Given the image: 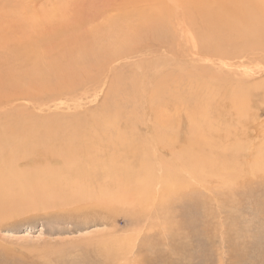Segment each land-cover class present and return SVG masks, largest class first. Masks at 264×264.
<instances>
[{
	"label": "rangeland",
	"instance_id": "rangeland-1",
	"mask_svg": "<svg viewBox=\"0 0 264 264\" xmlns=\"http://www.w3.org/2000/svg\"><path fill=\"white\" fill-rule=\"evenodd\" d=\"M36 1H39L41 8L49 10L61 5V10L67 12L69 7L76 8L78 0H44L49 2H45L47 6L43 0ZM244 1L248 2L246 10L233 13L236 23L230 28L219 32L221 28L211 29L201 24L200 21L206 18L218 19L229 8ZM19 2L0 0V36L4 33L7 35L8 30L19 32L25 29L21 25L24 23L23 18L20 19V12L16 9ZM216 2L211 9L204 11L205 14H194V25L191 27L188 24L186 29L183 20L180 22L176 18L182 14H174L177 10L171 1L172 23L168 21L166 25L169 28L163 31L157 32L155 26L139 27L151 18L152 15L147 13L141 19L134 16L122 19V15L116 21L117 25L109 23V26H115L114 29H108L110 27L103 19L100 21L107 27L102 26L101 22L99 24L98 20L95 25L103 27V31L97 30L96 35L106 33L105 40L97 41L101 45L104 42L106 44L99 46L96 41L95 49L99 51L101 48L107 53L99 51L101 57L97 56L98 62L96 58L94 61L90 59L92 63H89V67L86 63L81 70L77 80L91 78V83L86 87L81 86L82 89L77 92H58L55 102L48 101L47 106L59 104L58 109L46 106L42 112L39 111L43 99L40 94L38 98V94L35 95V99L30 92L36 83L21 78L19 73L22 69L16 64V54L0 47V117H8L0 120V129L15 126L24 132L22 135L13 132L12 137L5 135L0 138V142H6L3 146L9 158L22 160L32 156V149L23 143L31 139L37 141L42 133L60 137L63 130L59 126H39V123L58 115V118L72 120L70 123L79 118L77 124L64 126L79 129L87 139V135L91 134L90 128H79L91 126L85 120L86 113L91 111V114H97L92 123L95 128L99 114L102 115L103 110L108 108V116H116L117 122L119 117L122 118L115 127L123 129V137L140 146L139 162L151 166L145 167L146 172L144 168L134 167V173L143 178L140 185L134 184L139 181L135 176L122 179H126L124 183L128 185L116 188L117 181L114 179L111 180V190L114 189V194L117 192L121 198L122 188H126L122 197H128L129 201L134 197L138 199L139 190L149 194L157 191L158 194L147 195L149 198L145 196V200L142 199L148 204L151 197L159 196L156 203L162 205L157 209L156 206L142 204L144 207L141 210H133L126 205L127 202H113L116 199H112L110 192L111 208L98 207L100 212L85 211L78 214L72 207L52 206L45 202V205L40 204L31 210L12 211L9 216L6 215L8 213L2 214L0 264H264V151L260 150H264V125H260L264 121V77L258 81L264 74V64L258 63L264 61L250 49L264 37V28L258 29L249 24L260 15L257 3L251 4L249 0ZM40 4L37 5L38 9H41ZM253 5L257 9L252 8ZM125 25L128 28H124ZM122 42L123 45H120ZM236 47L239 50L238 58L217 57L219 52L216 50L229 54ZM87 52L83 56L87 54L88 57L90 54L89 57L93 58V52ZM109 70L114 71L109 73ZM95 71L100 72L96 74ZM253 82L261 86L251 84ZM163 86L170 87L169 94H163L166 91ZM75 96H79V99ZM76 105L80 106L79 109ZM152 108L154 114L150 113ZM119 110L122 114L118 113ZM258 113L260 115L256 118ZM95 132L93 138L98 140L101 133ZM155 142L164 148L171 147L177 160H190L193 155L200 158L201 155L207 158L204 159L206 163L221 164L227 161L231 164L213 175L203 174L204 181L183 173L178 176H184H172L175 178L165 180L164 175H170L167 173L169 169L177 172L178 166L174 165L173 158L162 153L167 149L157 151L159 149ZM231 143L238 145L236 150ZM200 149H204L206 157ZM129 158L131 164L121 162L124 167L136 164L135 157ZM234 161L236 164H233ZM176 182L183 186L178 192L175 191ZM136 188H139L138 191ZM159 192L167 193L168 198L162 197ZM131 215L137 219L132 221ZM1 218L5 221H1Z\"/></svg>",
	"mask_w": 264,
	"mask_h": 264
},
{
	"label": "bare ground",
	"instance_id": "bare-ground-1",
	"mask_svg": "<svg viewBox=\"0 0 264 264\" xmlns=\"http://www.w3.org/2000/svg\"><path fill=\"white\" fill-rule=\"evenodd\" d=\"M169 1H171V3L173 2V4H174L173 8L177 10V11H175L174 14H176V15H178L179 13L182 14L181 17H179V18L176 17V18L180 22H182V20H183L184 24L183 23L182 24L184 25L185 29L188 28L187 27L188 24H190L191 27L194 25V23H195L194 14H201L204 11H206L208 8L211 9L214 3H217L216 2L217 0H78L77 4H76V8L69 7V9L66 12V10H63V9L61 10V8H62L61 5H60L61 8L60 7L57 8L56 6H54L56 8H51L48 10L44 7L41 8V4L39 3V1H36V0H20L16 9H18L20 12V19L23 18L22 22L24 21V23L21 25L25 26L24 27L25 29L21 28L22 30H19V32H16L15 30H14V32H10L8 30L9 33L7 35H4V34H6V33H4L3 36H0V47H2V50L4 48V50L12 51L16 54V59L18 61L16 64L21 66V69H22V71L19 73L20 77L21 78L24 77L27 81H28V79H30L32 82L36 83V84H34V88L30 90V92H32L31 96L32 95L35 96L38 94L37 98H38L39 94L41 95V99H43V100H41L39 98V100H41V102H40L41 105L39 107L38 106L37 107H38L39 111L42 112L44 108L51 107V106H47V104L49 103L48 101H54L55 102L56 99H58V97H57L58 94H56V93H58V92L62 93V91L70 92V93H71V91L77 92L80 89H82V87H86V85L88 83H91V81L89 80L91 78H89L88 80H84V79L77 80V79L80 75L81 70L85 67V64L88 63L87 67H89V65H90L89 63H92L90 59H92V61H94L95 58L97 60V56H98V58L101 57L100 52L103 50H101V48H100V50H99L100 52H99L98 50L95 49V45H97L98 41L101 42V39L105 40L104 35L106 32L105 33L103 32L104 34H101L103 31L101 29H103V27L100 28L99 25H95V24H98L97 23L98 20H99L98 22L100 24V22H101L100 19H103L105 24L108 27H110L108 29H114L115 26H113L114 27L113 28L111 25L109 26V23L110 24L113 23L114 25H117L116 21L119 20V18H121L122 15H124L122 19L127 18V16H134V17H137V19H139L140 17L141 18L144 17L143 15H145L147 13V14L152 15L151 18L149 20H146L145 23L140 24L139 27L155 26V28L158 29L157 32H159V30L163 31L164 29L169 28V26L166 24L168 21L171 22V20H172L171 16L173 17V15H170V11L172 9V4L170 6ZM45 2L46 1H44V4H45ZM249 2L251 4L257 3V6L259 7V12H260V15L257 17V19H255L254 21H250L249 24L251 26H254L255 28H258V29L264 28V1L249 0ZM33 3H34V5H32ZM46 3H49V2H46ZM39 4H40L41 9L37 8V5H39ZM55 4H57V2ZM247 4H248L247 1L236 4L235 6L229 8L227 11H225L224 14L220 15L218 17V19H216V17L210 18L209 20H208V18H206L205 21L201 20L200 22L202 25L203 24L208 25L211 29H213V27L215 29L221 28L219 30V32H221L222 30H226L236 23V19H235L233 13H241V12L245 11ZM45 5L47 6V4H45ZM252 8L257 9V7L255 5H253ZM205 13L206 12H204V14ZM112 20H114V22H111ZM156 20H157V23H156ZM19 21L20 20H18L17 22H19ZM207 21H208V24H207ZM102 23L103 22H101V24ZM159 23H161V25H158ZM18 24L19 23H17L16 25H18ZM104 25L102 24V26H104ZM210 25H212V26H210ZM106 27H104V28H106ZM77 28L79 31L77 30ZM124 28H128V26L125 25ZM7 29H9V28H7ZM7 29H5V30H7ZM10 30H11V26H10ZM97 30H101V33L99 34V36H97L98 35V32H96ZM116 30H117V28H116ZM262 32L264 35V29ZM96 33H97V35H96ZM117 35H118V33H117ZM111 36L109 35V37H111ZM209 36H208V38H209ZM162 38H164V37H162ZM162 38H160V40ZM97 39H99V40L97 41ZM153 41H155V40L153 39ZM108 42H109V40H108ZM123 43L124 42L120 43V45H123ZM102 44L104 45V44H106V42H104ZM103 45L100 44L99 46H103ZM108 45L109 44L107 43V47H109L111 49V47ZM92 48H93V50H92ZM109 48H108V50H110ZM220 49H221V47H220ZM250 49H253L252 52H255L253 54H256L258 58H261V61H264V37H262L260 39L259 43L252 45ZM87 51H89L90 53L93 52L92 55H93L94 59L90 58L91 56H90L89 52H87ZM216 51L219 52V53H217L218 54L217 57L221 58V59L222 58L225 59V57H227V59H233V58L239 57V50L237 47L235 48V50L231 51L229 54H227V53L225 54V53L221 52L220 50H216ZM85 52H87L89 54L88 55V57L90 56L89 58L87 57V54L83 56V54ZM98 52H99V54H98ZM105 53H107V52H104V54ZM250 55H251V53H250ZM198 58H199V56H198ZM160 59H162V57H160ZM137 60H138V57H137ZM215 60H213V61H215ZM106 61H104V62H106ZM97 62H98V60H97ZM101 62H103V61H101ZM118 62H120V61H118ZM258 64H264V62H259ZM94 65L96 66V61L92 66H94ZM92 66H90V67H92ZM111 66H109V67H111ZM101 68H103V66H101ZM127 68H129V66ZM150 68H152V67H150ZM94 70H96V69H94ZM104 70H105V68H104ZM114 70H116V68ZM114 70H112L111 72H113ZM143 70L145 72V69H143ZM149 70H151V69H149ZM168 71H169V69H168ZM111 72L109 70V73H111ZM95 73H96V71H95ZM98 73H96V74H98ZM167 73H169V72H167ZM106 74L108 75L107 72H106ZM144 77H145V75H144ZM263 77H264V74H261V77L258 79V81L261 80ZM107 79H108V77H107ZM93 81H95V80H93ZM256 82H253L251 84L259 85V83L256 84ZM263 83H264V80H263ZM40 86H43V87H40ZM259 86H261V85H259ZM137 87H138V84H137ZM139 88H141V86ZM139 88H137V89H139ZM164 88L166 91L163 92V94L164 95L169 94L170 92L168 93V91H170V87L169 88L164 87ZM137 89H135V90H137ZM150 90H152V89H150ZM153 91H154V95H155V90H153ZM30 92H28V94ZM123 93H124V89H123ZM78 94H79V92H78ZM80 94H81V92H80ZM140 94H141V91H140ZM75 97L78 98L79 96H75ZM125 97H127V96H125ZM141 97H140V99H141ZM34 98L37 99L36 96ZM136 98L138 99V97H136ZM76 104H77V102H76ZM147 104H149V103H147ZM150 104H151V102H150ZM58 105H52V107L55 106L58 109ZM80 105H81V103H80ZM105 105L107 107L110 106V104L109 105L105 104ZM116 105H118V104H116ZM115 106H113V107H115ZM76 107H78V109H79L80 106L76 105ZM153 107L155 108V106H153ZM103 108H105V107H103ZM130 108L131 107H129V109ZM154 108L151 109L150 113H153V114L155 113V112H152V110ZM34 109L35 108H33V110ZM99 109L103 110L102 108H99ZM106 109H108V108H105L103 110L102 115L99 114L98 119L96 118L97 119L96 123H98V125L96 124L97 126H95V128L92 125L94 124V117H96L95 115H97V114L96 113L91 114L90 113L91 111H88L87 112L88 114L86 113V119L85 120L87 122H89V124L91 126L84 125V126L79 127V128H88V127L90 128L91 134L87 135V137H88L87 139L84 138V136H83L84 134L79 132V129H76V130H74L73 128L68 129V127L64 126V125H68L69 127H71L70 124H72V125L77 124L76 121L79 118H75L76 120L74 119L73 122L70 123V121H72V120L68 121V119L65 118V119H67V121H66L63 118H58V116H59L58 115V116H56V118L46 120V121H43L42 123H39L40 127H42L44 125L59 126V128H61L63 130V133L60 135V137H56L55 135L49 134V133H42L39 136L37 141L31 139L29 142L23 143L25 146L32 149V156H30L27 159L19 160V159L9 158L7 155V151H6L5 147L3 146L4 144H6V142H0V215H2V214L5 215V213H8L6 215L9 216V215H11V214H9V212L12 213V211H14V213H15L16 211H19L20 209L31 210L32 208L38 207L40 204H44L45 202H47V204L51 203L52 206H59L60 205V207H64V206L72 207L73 208L72 210L78 214L80 212H85V211L86 212H93V211L100 212V209L98 207L106 206V208H111L109 198H111L112 196H113L112 199H116L113 202H116L118 200H120V202H122V203L127 202L126 205L130 206L131 208L130 207L129 208L133 209V210H134V208L141 210L145 204H146L145 206H150V207L156 206L157 209L161 208L162 205H159V202L156 203V201L159 199V196L158 197H151L153 199L151 200V198H150V201L148 204L146 203V201H144L145 196L148 197L147 195L152 196L156 193L158 194L157 191L155 192L156 189H154L155 193L149 194V192L147 193L144 190L138 191L139 188H136V190L138 191V193H137L138 199L135 200L134 199L135 197L133 199H131V197H130V199H131L130 201H129L128 197H125V198L122 197V195H124V193L126 192L125 191L126 188L125 189L122 188L123 193H122V195L120 194L121 198H119L117 196V192H116V194H114V189L111 190V188L113 186V183L111 180L115 179L117 181V183L115 184L116 188L126 186V185H128V184H125L126 179L124 181H122V179L132 178V177L137 176L134 173L135 172V170H133L134 167H137L139 169H140V167H141V169L144 168L143 170L145 171V167L150 168L151 166L144 163V162H141L142 164L139 162V150H140L139 148H140V146H137L135 141H133V143H132L131 139H130V141L125 139L123 137L124 135L121 134V132H122L121 130H123V129H118L119 127H115V125L118 124L119 120L122 118L119 117V120L117 122V119L115 118L116 116L115 117L114 116H112V117L108 116ZM115 109H117V108L115 107ZM119 109H120V107H119ZM53 110H55V109H53ZM75 110H77V109H75ZM80 110H82V109H80ZM83 110H85V109H83ZM124 110H125V106H124ZM119 111H118V113L122 114V112H123L122 109H121L122 112L121 111L119 112ZM125 111H124V113H125ZM136 111H138V110L136 109ZM50 112H52V111H50ZM50 112H48V113H50ZM67 113H68V111H67ZM126 115H127V112H126ZM149 115H151V114H149ZM259 115H260V113H258L256 115V118H258ZM83 116H85V115L83 114ZM119 116H121V115H119ZM155 117H157V115ZM6 118H8V117L2 116V117H0V120L6 119ZM154 120H156V119H154ZM82 123L84 124L83 120H82ZM260 125H264V121L260 122ZM46 127L49 128V126H46ZM228 128H230V126ZM161 129H164V127L163 128L161 127ZM95 131H100V133H101L100 138L98 140H95L93 138L94 133H96ZM13 132H15V133L20 132L19 133L20 135H22L24 133L22 131H19L18 128L15 126H13V127L8 126V127H5L4 129H0V138L4 137L5 135L12 137L11 133H13ZM155 143H156V146L158 145L157 149H159V150H157V151L162 152V150L167 149V150L163 151L162 153H166L169 156V158L170 157L173 158L174 165L178 166L177 172L175 170L169 169V171L167 173H169L171 176L168 174L164 175L165 180H171V178H175L172 176L181 177V176H184L183 174H187L189 177L192 176V178H195V179L198 178V179H201V181H204V178L202 176L203 174L205 175V174L211 173V175H213L216 172H219V170H221L222 168H228L231 164V163H228L227 161H223L221 164H217V163L214 164L212 162L206 163L204 161L207 158L205 159L204 156L201 157L200 152L198 154V155H200V158L193 155L190 160L189 159L177 160L176 157L174 156V151L171 149V147L164 148V147H161L159 145V143H157V142H155ZM140 144H141V148H142V143H140ZM231 145H232V147H234V150H236L238 147V145H236L235 143H231ZM200 150H202V149H200ZM260 150L264 151L263 149H260ZM201 153L204 154V149L201 151ZM206 154H204L205 157L207 156ZM155 155L157 157V154H155ZM159 155H158V157L161 156V155L160 156ZM130 156L135 157L133 159L136 160V164L131 166V167H126V166L124 167L121 162L131 164L130 158H129ZM143 156H145V155H143ZM164 156H165V154H164ZM209 156L211 157L213 155H209ZM156 160H158V158ZM161 162H163V161H161ZM216 162H217V160H216ZM235 162L236 161H234L233 164H236ZM162 169L164 170V168H162ZM164 171L166 172V169ZM180 173H183V174L181 176H178V174H180ZM137 177H138L139 181L135 182L134 184L140 185L142 183L143 178L139 177V176H137ZM176 185L177 186H176L175 191L178 192L179 190H181L180 188L183 186H182V184H180L178 182H176ZM152 186H153V184H152ZM166 190L170 191L169 188H167ZM110 192H111V195H110L111 197L109 196ZM140 193H142V195ZM126 194H128V192ZM159 194H161L162 197L166 196L168 198L167 193L164 194V192H159ZM140 195H141V197H140ZM182 195H184V194H182ZM142 197L144 200L142 199ZM142 204H144V205H142ZM153 210H155V209H153ZM105 211H107V210H105ZM13 216H14V214H13ZM134 216H132V215L130 216L133 219L132 221H134V219H137V217H134ZM6 217H4V218L6 219ZM2 219L3 218H1V221H2ZM103 245H104V242H103Z\"/></svg>",
	"mask_w": 264,
	"mask_h": 264
}]
</instances>
